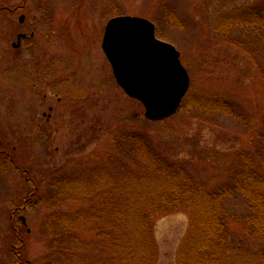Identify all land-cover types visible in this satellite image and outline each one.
<instances>
[{
	"label": "rangeland",
	"instance_id": "374dc122",
	"mask_svg": "<svg viewBox=\"0 0 264 264\" xmlns=\"http://www.w3.org/2000/svg\"><path fill=\"white\" fill-rule=\"evenodd\" d=\"M118 17L149 20L180 52L191 89L174 117L148 121L118 86L102 49ZM138 142L203 195L224 194L216 229L181 211L145 238L143 212L170 177ZM261 163L264 0H0V264H17L15 229L32 264H142L154 250L157 264H264L263 198L239 176L264 175Z\"/></svg>",
	"mask_w": 264,
	"mask_h": 264
},
{
	"label": "water",
	"instance_id": "95a60500",
	"mask_svg": "<svg viewBox=\"0 0 264 264\" xmlns=\"http://www.w3.org/2000/svg\"><path fill=\"white\" fill-rule=\"evenodd\" d=\"M103 49L117 83L142 103L146 118L164 121L179 111L191 79L177 49L157 39L154 24L135 17L115 18L107 26ZM20 220L26 225L24 217Z\"/></svg>",
	"mask_w": 264,
	"mask_h": 264
},
{
	"label": "trees",
	"instance_id": "16d2710c",
	"mask_svg": "<svg viewBox=\"0 0 264 264\" xmlns=\"http://www.w3.org/2000/svg\"><path fill=\"white\" fill-rule=\"evenodd\" d=\"M137 145L141 146L142 148L147 149L148 152L144 156L147 155L145 159L147 161H152L155 162L161 169L163 173H166L169 175L170 179L167 180V186L165 190L168 193H165L161 195V198L164 199L163 202H160L158 204H149L146 208L145 211L143 212V226L141 229L144 230L145 233V238L147 240L151 239L150 233L151 229L149 226V223L154 220L155 218H160L163 216H170L174 215L176 213H179L181 211H187L189 214L191 221H192V227L195 228L196 230H202V229H208L211 225H214V228L216 229L218 226V222L221 219V208L217 206V202L222 198L221 194H215V195H203L201 193V189H198L194 186H191L189 182L190 177L185 173L184 167L177 165L175 162L171 161L170 159H167L165 156H157L153 154L150 149H148L147 143L144 142H138ZM247 151H249V155L253 154V151L250 148H247ZM140 156H143V153L140 152L138 153ZM238 160H243L244 162H247L250 166L252 165L253 162L251 161V157L247 156H240L239 154L236 156ZM213 160V159H212ZM14 165L18 167L19 170H23V167L20 166L17 162L14 161ZM260 165L264 166V163H261ZM26 174V177L28 178L30 176V173L27 171L24 172ZM260 174H240L239 176H248L247 179H245V182H249L250 185L247 187L249 191V195L251 196V201L254 202V197L252 196V185H256L258 190L257 198H263V203H264V175ZM239 176L236 177L237 180H239ZM188 185L190 186L189 191L191 193H185V190H187ZM35 193H38V187L36 186L35 191L29 195L30 198L35 196ZM195 194V196L193 195ZM192 197V200L190 198L188 199L189 196ZM227 196V195H226ZM29 197L26 198L24 201L25 205L29 201ZM181 197V202L174 200V198ZM23 203V204H24ZM16 212L13 215V228L15 229V224H16ZM18 220V218H17ZM246 224H249V221L245 222ZM245 226H242L244 228ZM249 225H246L245 227V232L251 234V231L249 230ZM249 232H248V231ZM261 233L259 231V237H263L262 235L264 233V229H261ZM15 234V240L13 238V241L10 243L11 249H15L16 247H19L21 249L20 252H15V255L18 257L17 259V264H32L30 261L25 260V258L21 255L22 251L25 250V242L22 240V243H20V234L19 231L17 232L16 229L13 231ZM149 237V238H148ZM147 251L150 252V249L154 250V244L150 243L148 244ZM154 247V248H153ZM12 250V251H13ZM146 251V250H145ZM14 252V251H13ZM141 263L142 264H157L158 261V253L157 250H154L153 253L150 252V255L146 254L141 258Z\"/></svg>",
	"mask_w": 264,
	"mask_h": 264
},
{
	"label": "flooded vegetation",
	"instance_id": "af4514ba",
	"mask_svg": "<svg viewBox=\"0 0 264 264\" xmlns=\"http://www.w3.org/2000/svg\"><path fill=\"white\" fill-rule=\"evenodd\" d=\"M21 35H26V36H27L26 38L22 39L21 42L26 41V40L29 38L27 34H20L19 37H20ZM31 37L34 38V37H35V34H32Z\"/></svg>",
	"mask_w": 264,
	"mask_h": 264
}]
</instances>
